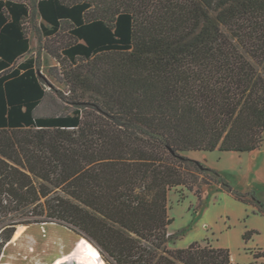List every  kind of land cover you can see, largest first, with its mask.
<instances>
[{
    "label": "trees",
    "instance_id": "1",
    "mask_svg": "<svg viewBox=\"0 0 264 264\" xmlns=\"http://www.w3.org/2000/svg\"><path fill=\"white\" fill-rule=\"evenodd\" d=\"M37 1L72 16L86 44L65 24L44 43L68 89L53 125L0 128V254L17 224L59 221L115 264H237L209 243L168 247V192L212 171L183 152L262 145L264 0Z\"/></svg>",
    "mask_w": 264,
    "mask_h": 264
},
{
    "label": "crops",
    "instance_id": "2",
    "mask_svg": "<svg viewBox=\"0 0 264 264\" xmlns=\"http://www.w3.org/2000/svg\"><path fill=\"white\" fill-rule=\"evenodd\" d=\"M48 4H40L37 0L30 4L26 0H0V128L53 125L55 103L59 99L46 78L49 79L50 70L59 65L45 49L44 43L58 32L60 25L65 24V32L75 36L76 43L86 44L74 31L78 24L72 16L57 12L59 7L56 3ZM30 6L39 23L38 29L26 26V22L31 21ZM48 6L53 10L51 14ZM78 52L76 45H71L65 51L69 57L77 55ZM261 149L263 151L259 167L263 170L264 147L242 154H246L247 158H255ZM227 200L238 203L244 210L238 217L242 223L240 241L235 246L223 241L231 233L233 224L224 228V223H220L218 226L221 234L217 246L228 248L231 260L237 264H264V256L254 257L252 253L255 248L264 251V215L254 212L256 208L253 205L236 199L228 192H222L220 205ZM221 209L229 212L222 205ZM205 220L213 222L214 215ZM245 230L255 231L247 242L242 238Z\"/></svg>",
    "mask_w": 264,
    "mask_h": 264
},
{
    "label": "rangeland",
    "instance_id": "3",
    "mask_svg": "<svg viewBox=\"0 0 264 264\" xmlns=\"http://www.w3.org/2000/svg\"><path fill=\"white\" fill-rule=\"evenodd\" d=\"M27 3L33 2V0H26ZM29 19L31 21L26 22V26L29 28H39V23L33 15V10L29 8ZM127 17L122 15L119 17L118 24L122 31L127 29L126 24ZM49 79L46 80L50 83L55 90L53 93L57 96L56 91H61L63 94L68 93L67 86L62 80L59 74L58 68L50 70ZM74 114V112L72 111ZM263 142L260 148L264 147V132L262 133ZM259 148V149H260ZM259 152L255 158H247V152H231V151H185L183 154L189 158L195 159L203 167H208L212 171L201 172V170H195L196 184L194 190L188 191L183 189L182 191L177 189H171L168 192V213L173 218L172 223L168 226L167 245L170 248L185 247L192 241H199L202 243H209L213 246L218 245L221 230L219 224L224 223V228L231 227L233 229L231 233L223 238V241H228L232 246H235L240 241L239 231L242 227V223L238 217L244 212L243 207L238 203L227 200L221 203L223 208L227 209L226 212L221 209L220 195L222 192H228L224 187V182L230 185V188L238 193H244L248 190L258 200L264 204V169L260 170L259 162L262 155ZM253 151H251L252 153ZM218 173L220 178L216 175ZM182 192V194H181ZM232 195L230 192H228ZM246 194V193H245ZM233 196V195H232ZM214 215V221L209 223L205 219H210ZM32 225V232H25V227ZM21 228L20 240H13L15 232ZM46 230L47 233L52 232L58 236L61 241L70 243L73 238L71 233L78 234L89 241L99 252L104 264H115L113 260L107 256L100 246L84 231L74 226L71 223L59 222V221H43L32 223H21L15 226V230L10 239L6 242L1 250L0 257L6 245L10 244V249H13L12 256H16V259L21 254L30 253L35 254L29 248V242L33 239L39 240L40 238L34 236L37 232ZM23 232V233H22ZM5 233L3 229H0V235ZM26 233V234H25ZM41 246V245H40ZM52 244L44 246L46 249ZM43 249V250H44ZM17 251L20 253L17 254ZM23 251V252H22ZM66 251V252H65ZM60 254L59 263L65 262L67 257L66 249ZM21 260V259H20ZM41 264H51L47 261V257L40 258Z\"/></svg>",
    "mask_w": 264,
    "mask_h": 264
},
{
    "label": "bare ground",
    "instance_id": "4",
    "mask_svg": "<svg viewBox=\"0 0 264 264\" xmlns=\"http://www.w3.org/2000/svg\"><path fill=\"white\" fill-rule=\"evenodd\" d=\"M21 231L22 229L19 228L15 232L13 236L14 241L20 238ZM71 234L73 240L70 243H67L61 241V239L52 232L47 233L46 230L37 232L34 234V236H37L40 239H33L28 243L29 248H31L33 251L35 250V254L31 255L29 252L26 254H21L20 251H17V254L15 255L20 253L22 255L19 256L21 260L18 259V257L16 259V256H12L13 249H10L11 245L8 244L2 252L0 264H41L40 258L42 260L43 257H47V261H49L51 264H60V254L66 249H69L66 260L65 262H61V264H104L99 252L89 241L78 234ZM47 244H52V246H48L46 249H44V246Z\"/></svg>",
    "mask_w": 264,
    "mask_h": 264
},
{
    "label": "water",
    "instance_id": "5",
    "mask_svg": "<svg viewBox=\"0 0 264 264\" xmlns=\"http://www.w3.org/2000/svg\"><path fill=\"white\" fill-rule=\"evenodd\" d=\"M200 166H201V168H203L202 165H200ZM31 226H32V225H29V226L25 227L24 231H25V232L27 231L28 233H29V232H32V230H31Z\"/></svg>",
    "mask_w": 264,
    "mask_h": 264
}]
</instances>
